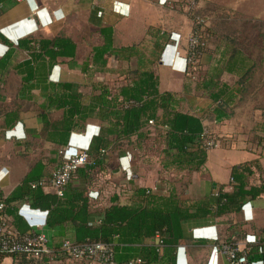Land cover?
<instances>
[{
    "label": "trees",
    "instance_id": "obj_1",
    "mask_svg": "<svg viewBox=\"0 0 264 264\" xmlns=\"http://www.w3.org/2000/svg\"><path fill=\"white\" fill-rule=\"evenodd\" d=\"M14 2L0 0V14ZM196 26H193L192 32L197 31ZM98 32L101 44L93 46L91 60L83 62L81 70L84 73L91 67L104 69L107 62L105 56L116 55L112 27H100ZM201 38L194 57H200L206 50ZM0 41L8 46L7 52L0 58V81L8 69L19 76L18 100H31L33 90H39L44 102L40 106L42 127L37 136L55 146L51 151L55 157L35 161L8 194L5 195L0 189V202L3 203L0 220H4L5 225L13 226L17 235L36 233L18 213V205L24 203L31 209L47 212L44 226H68L71 235L62 239L58 247L52 249L47 243L49 258L64 255L61 245L67 239L77 244L109 245L116 264H128L136 259H140L141 264H177V248L186 241L184 222L238 212L246 200H254L264 194L263 182H249L252 168L259 166L258 161L254 160L231 168L232 191L220 189L216 194H208L190 204L181 198L174 185H168L165 194L156 193L150 187L135 186L123 201L114 194L109 198L108 205L94 207L90 188L96 183L97 176L111 166L112 154L129 143L137 149V143L150 134L144 133L147 126L162 130L160 152L164 169L172 166L177 170L201 171L208 151L205 141L212 138L211 134L205 132L201 117L179 109L180 101L174 93L159 91L158 78L152 70L138 72L134 79L120 85L115 91L98 83L99 88L95 84L89 93L84 94L72 82L48 80L58 59L72 60L76 55V43L69 37L29 35L14 45L0 33ZM16 48L26 52L23 60H13L12 54ZM119 51H126V48ZM246 60L236 52L224 61V69H220L223 60L219 59L214 67L215 72L202 79L205 80L202 87L209 91L208 96L213 102L211 112L217 121L229 117L228 110L239 94L237 86L242 82L239 79L237 86H230L220 82V75L223 71L236 74L242 69L246 70ZM17 99L12 101V106L0 107V130H9L17 122L21 108ZM51 110L61 111L60 116L51 118ZM261 114L263 121L257 129L259 133H264V110ZM89 118L102 122L99 132L90 140L86 162L72 171L62 195L57 196L39 182L44 180L49 184L52 175L47 171L48 167L56 163L59 165L58 159L60 157L61 160L62 150L68 145L71 133L83 131ZM150 120L153 124H149ZM88 137L89 133L83 139ZM77 139L81 138L74 136V141ZM78 180H83L85 186H76ZM93 213H100V217L92 221ZM261 241L260 238L256 244H261ZM4 257H11L13 264H39L45 256L35 258L26 253H15L0 255V260ZM250 259H260L264 264V255L253 252Z\"/></svg>",
    "mask_w": 264,
    "mask_h": 264
},
{
    "label": "crops",
    "instance_id": "obj_2",
    "mask_svg": "<svg viewBox=\"0 0 264 264\" xmlns=\"http://www.w3.org/2000/svg\"><path fill=\"white\" fill-rule=\"evenodd\" d=\"M73 1L75 0L15 1L13 4L9 5L2 14H0V33H2L14 44H17L19 39L29 35L40 36L39 34L46 31V28L50 35L51 33L54 34L52 37L62 35L60 34L63 31L62 29L69 26V17L77 15L79 11H82L85 13V19L88 24L95 26L97 30H99L100 27H112L113 47L117 51L115 54L118 55V57H124L117 54L119 52L127 51V49L126 51H119L121 48H126L121 46L134 45V43L137 42V40L141 38V35L144 33L145 29H143V24H147V26L152 25L155 29L152 30V37H150V41H148L150 44L149 52L158 56L159 51H161L165 45L163 54L164 59L158 61L157 73L152 67L148 69L154 71L156 74L158 78L159 91L174 93L177 98H179V109L181 111L201 117L204 126L210 125L209 127H205L206 133L212 134V131H207L206 128H209L210 130V127H216L217 124H223L221 125L222 128L227 126L224 125V123H226L229 119H232L233 115L230 116V114L228 118L219 121L215 120L211 112L213 102L208 96L209 91L207 89H204L201 86L200 90L205 93L203 97H194L190 94H184L182 91L184 84L182 77L185 67V59L183 55L185 50L182 49V44H185L184 37L190 31V26L187 24L184 30L175 28L173 25V17L166 15L168 14L164 6V2L166 0H82L81 5L84 6L83 10H76ZM169 14H172V12L170 11ZM63 36L69 37L76 43V41L69 35ZM178 37L179 41L175 42L174 40ZM46 38L51 37L49 36ZM97 44H101V41ZM7 50L8 46L0 41V58L7 52ZM77 55L78 45L76 43L75 57H77ZM105 57L116 56L107 55ZM125 57H136V55L133 50H131L128 54H125ZM61 60L68 61L70 59H58V63L53 66L49 74V81L60 82L56 80V77L60 76L62 70L59 64L62 62ZM206 62L207 61L205 59L202 60V63L206 64ZM214 66H216V63ZM9 70L12 71L11 69H8L3 74L0 81V107H3V105L12 106V102L8 101V99H11L14 95L17 99L18 88L12 96H8V94H5L4 92L7 77L6 74ZM213 70L214 69H212V71ZM61 81L64 82V80ZM67 82L69 81L67 80ZM226 84L232 86V84ZM32 93L34 94V97L31 100L17 99V101H19L18 103L35 102V95H38L40 97L39 101H37L38 109L26 111L25 109H22L20 103L21 108L19 118L11 129L4 130L3 134H5V139H8L13 134L20 138H24L26 135H29L31 138L41 139L37 136V134L42 127L40 121V106L43 104L44 98L40 95L39 90H33ZM54 112H60L61 114V111L51 110V118L53 119L60 116L59 114V116L53 117L52 113ZM262 112L263 110L259 112V117L255 120V122L252 121L253 126H258L262 123ZM245 120L246 118L243 119L239 117L236 118L234 123L237 126L240 122H242L240 126H244ZM101 124L102 122L97 118L87 119L84 128L85 131L83 130L84 134L75 133L76 131L72 132L68 145L64 150H66L69 146L87 148L91 138L99 132ZM88 133L89 137L84 140L83 137H85ZM260 135L264 136V133L260 132ZM74 136L81 139L74 141ZM218 136L221 138L223 133L218 134ZM227 136L229 135H224L223 142L220 140V144H216L214 148L207 151L206 160L201 171L192 172L191 184L188 186L185 193V195L189 197V199L185 201L187 204L193 203L196 199H200L208 194H216L220 189L225 192L232 191L230 172L231 168L235 165L249 163L254 160L258 161L259 166L252 168L253 172L249 177V182L250 184L264 183V153L260 154L259 147L250 144L251 141L244 142L241 139L242 136H240V134H234L233 139H230V137ZM235 138L236 141H234ZM41 140L51 145L52 148L55 147L53 143L43 139ZM2 143L4 142L2 141ZM17 143L21 144L20 141ZM130 148L118 151V159L120 160V166L122 167L120 169L122 172L119 170L122 174V182L126 180L123 178L126 171H130L129 166L132 168L133 165V161L132 163L128 162L131 160V152H134ZM113 155L114 154L111 155L110 159L113 158ZM29 169L30 168H28L23 174H20L16 170H13L10 166H0V187L5 193L3 191L2 192L5 195L8 194L21 181ZM133 177L135 178L133 184L136 186H147L143 185L141 178H138V174H134ZM75 184L78 187L85 186V182L83 180H78ZM128 186H130V184H128ZM156 193L159 192L156 191ZM18 206H20L18 207V213L25 219L29 226L31 223H35L40 226L30 227L35 229L37 232L44 233L48 239V245H50L52 249L56 246L58 247L62 239L71 235L68 226H59L54 228L44 226L47 212L39 209H31L29 205L24 203H21ZM96 206L97 205L94 207ZM99 217L100 213H93L91 215V220H97ZM236 223L238 225H235ZM183 229L186 241H183L177 248L178 252H176V257L178 264H229L226 257L222 253L213 252L214 247H217L226 239L231 240L239 238L243 240L244 236L250 239L251 237L259 238L264 235V194L254 200H246L238 212L228 213L217 218L207 217L189 220L183 223ZM239 230H243V232H239ZM239 235L240 237H237ZM244 246L245 239L243 240L241 250ZM0 264H13V262L11 257H4L0 260ZM39 264L96 263L92 260L86 259L71 261L64 255H61V258H55V256L49 258L45 256L44 260H42Z\"/></svg>",
    "mask_w": 264,
    "mask_h": 264
},
{
    "label": "rangeland",
    "instance_id": "obj_3",
    "mask_svg": "<svg viewBox=\"0 0 264 264\" xmlns=\"http://www.w3.org/2000/svg\"><path fill=\"white\" fill-rule=\"evenodd\" d=\"M81 1H73L76 10L84 9ZM164 6L168 13L166 15L173 17L175 28L184 30L187 24L190 26V31L184 37L185 44H182V49L185 50L183 52L185 67L182 77L184 82L182 91L184 94L203 97L205 93L200 88L205 80L202 79H207V76L214 72L212 69H214V64L219 59L220 61L223 60L220 62V69H224V61L228 57H232L236 52L247 59L245 62L246 70L242 69L236 74L223 71L220 75L221 82L235 86H237L236 83H238L239 79L242 80L241 85L237 86L239 94H237L234 104L228 110V113L230 112L231 114L230 116L233 115L232 119L224 123V125H227L226 127L222 128L221 125L223 124H217L216 127H210V130L206 128V130L212 131L211 136L215 144H220V140L223 142L224 135H229L227 137L233 139L234 134H240L244 142L251 141L250 144L259 147L260 154L264 153V136L260 135L257 129L258 126L252 125V121L255 122L259 117V112L264 110V0H166ZM170 11L172 14H169ZM69 18V26L65 29L63 28L60 34L69 35L76 41L78 55L72 60H61L62 62L59 64L62 70L56 80H68L77 85L82 93L87 94L94 88L95 84L99 88L98 83L105 84L110 91H115L120 85L134 79L138 72L148 70L151 67L157 73L158 61L164 59L165 45L159 51L158 56L149 52L150 44L148 41H150L151 32L155 27L152 25L147 26V24H143L144 33L134 45L121 46L126 47L127 51L117 54L124 57H118V55H115L116 57H107L104 69L91 67L84 73L81 70V66L83 62L91 60V49L93 46L98 45L97 43L101 41V36L95 26L88 24L84 12L79 11L77 15ZM193 26L197 27V31L194 32L196 34V42L199 43L202 39L201 37H203L206 50L200 57H194L192 64L188 65L186 61L187 49L189 40L193 35ZM46 31L40 32L41 34L39 35L45 37L54 35L52 33L50 35L47 28ZM174 41H179V37ZM131 50H133L136 57H125V54H128ZM12 57L15 61H19L26 57V52L16 48ZM203 59L208 63H202ZM242 72L244 74L242 78H239ZM6 76L4 92L8 96H12L19 86V76L10 70ZM15 99L14 95L8 101L12 102ZM39 99L40 97L35 95V102H20L22 109L26 111L37 110V101ZM59 114L60 112H54L52 116L57 117ZM239 117L246 118L244 126H240L242 122L237 126L234 123L236 118ZM84 131H76L75 133L84 134ZM3 132L0 130V166H10L13 170L23 174L35 161L55 157L51 153L54 148L41 139L31 138L29 135L20 138L14 134L5 139ZM144 133L150 134L146 135L139 144L137 143V149H134V145L131 146L130 143L123 148L126 150L131 147L130 149L134 151L131 152V160L128 161L129 163L133 161V165L132 168L129 166L130 171H126L124 174L123 178L126 179L124 182L121 181L122 174L120 172L122 171L120 169L122 167L118 159V151L110 159L111 166L108 170L97 176L96 183L90 188L91 200L94 206L102 207L108 205L109 198L114 194H117L122 201L126 199L130 195L133 186H136L133 184L135 180L134 174H138V178H141L143 185L151 187L153 191H157L159 194H165L167 186L174 185L183 200L189 199L185 193L191 184L193 173L187 170H177L172 166H168L166 169L162 168L163 159L160 152L162 149V130L147 126L144 129ZM222 133L223 136L219 138L218 134ZM258 139L262 140L258 143ZM18 141L21 144L17 143ZM234 141H236V138ZM65 148L62 150V155ZM59 162L60 157L58 164ZM57 167V163L52 164L47 171L53 175ZM0 189L2 188L0 187ZM235 225L238 224L236 223ZM239 232H243V230H239ZM237 237H240V235ZM244 239H246L245 236L243 237ZM243 240L239 238L226 239L217 247L222 249L223 246L231 245L240 250Z\"/></svg>",
    "mask_w": 264,
    "mask_h": 264
},
{
    "label": "built area",
    "instance_id": "obj_4",
    "mask_svg": "<svg viewBox=\"0 0 264 264\" xmlns=\"http://www.w3.org/2000/svg\"><path fill=\"white\" fill-rule=\"evenodd\" d=\"M14 1L19 2L25 0ZM192 34L193 35L189 40L187 49L186 61L188 62V65L192 64L198 45L195 39L196 34L194 32H192ZM149 124H153V121L150 120ZM205 145L207 150L216 146L212 138H208L205 141ZM86 150V147L80 148L69 146L64 151L60 163L53 173L49 184L44 180L40 181L39 184L43 185L46 190L51 191L57 196H61L65 185L69 181L72 171L86 162ZM2 207L3 203L0 202V209ZM30 226L40 227L35 223H31ZM260 238L262 240L261 244H256L258 241H260ZM260 238L251 237L248 239L246 237L245 246L242 250L229 245L223 246L222 249L214 247L213 252H220L224 254L229 264H262V260L260 259H250V257L253 255V252L256 255H264V235ZM47 243L48 239L42 232L17 235V232L13 226L5 225L4 220H0V255L10 256L15 253H26L35 258H39L41 256L48 257L50 250L47 247ZM254 248L255 250L253 251ZM61 251L65 257L71 261L77 259H86L92 260L96 264H116L112 257L111 247L102 243L77 244L65 239L62 242ZM239 252H241V254H239ZM128 264H141V260H132Z\"/></svg>",
    "mask_w": 264,
    "mask_h": 264
},
{
    "label": "bare ground",
    "instance_id": "obj_5",
    "mask_svg": "<svg viewBox=\"0 0 264 264\" xmlns=\"http://www.w3.org/2000/svg\"><path fill=\"white\" fill-rule=\"evenodd\" d=\"M23 31V30H22Z\"/></svg>",
    "mask_w": 264,
    "mask_h": 264
}]
</instances>
